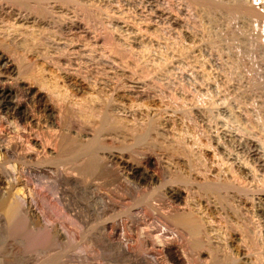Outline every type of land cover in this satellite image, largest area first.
<instances>
[{"label":"rangeland","instance_id":"obj_1","mask_svg":"<svg viewBox=\"0 0 264 264\" xmlns=\"http://www.w3.org/2000/svg\"><path fill=\"white\" fill-rule=\"evenodd\" d=\"M0 53V87L12 91L0 107V202L17 195L24 214L0 210V264H264V0H0ZM96 119L113 121L97 134L112 156L99 174L40 152L82 143ZM211 178L230 188L201 193ZM174 183L200 208L204 239L197 249L156 239L151 250L142 235L157 225L153 211L137 220L128 209L137 193ZM166 201L153 208L171 210ZM116 214L136 261L100 229ZM166 241L174 251L159 252Z\"/></svg>","mask_w":264,"mask_h":264},{"label":"bare ground","instance_id":"obj_2","mask_svg":"<svg viewBox=\"0 0 264 264\" xmlns=\"http://www.w3.org/2000/svg\"><path fill=\"white\" fill-rule=\"evenodd\" d=\"M18 3V2H17ZM252 11V10H251ZM250 11V12H251ZM250 12L249 11H247L246 10V13H249L250 14ZM252 13V12H251ZM253 15V14H252ZM256 17V16H255ZM17 61V60H16ZM7 63H8V59L6 58V56H4V55H2L1 53H0V68H4V67H6V65H7ZM18 66V65H17ZM35 74V73H34ZM38 76V75H37ZM33 79V78H32ZM37 80V79H36ZM35 80V81H36ZM34 83V82H33ZM52 83H54V82H52ZM2 85V84H1ZM36 85H37V83H36ZM39 86H40V83H39ZM56 86V85H55ZM46 87V86H45ZM41 88V87H40ZM42 89V88H41ZM43 89H44V87H43ZM39 90V89H38ZM45 91V90H44ZM52 91H54V90H52ZM46 92H47V90H46ZM45 93V92H44ZM57 93V92H56ZM56 93H54V94H56ZM11 94H12V91L9 89V88H7V87H0V101H2V106H0L1 108H6V104H7V101H8V99L10 98V96H11ZM50 94V93H49ZM46 96H47V93L45 94ZM57 95H59V94H57ZM60 96V95H59ZM48 97H49V95H48ZM54 97V96H53ZM51 97H49V99H50ZM62 98V97H61ZM60 98V99H61ZM47 100H48V98H46ZM59 99V98H58ZM57 99V100H58ZM93 99V98H92ZM6 100V102H4ZM63 100V99H62ZM87 100H89V99H87ZM95 100V99H94ZM50 101H51V99H50ZM64 101V100H63ZM83 101V100H82ZM85 101V100H84ZM83 101V102H84ZM4 102V103H3ZM55 102H56V100H55ZM58 102V101H57ZM56 102V103H57ZM60 102V101H59ZM78 102H80V101H78ZM89 102V101H88ZM9 103V102H8ZM69 103H71V102H69ZM95 103V102H94ZM49 104V103H48ZM60 104V103H59ZM81 104V103H80ZM87 104V103H86ZM51 105H53L52 103H51ZM84 105V104H83ZM12 106V105H11ZM50 106V105H49ZM73 107H74V103H73V105H72ZM87 107V106H86ZM8 108V107H7ZM93 108V107H92ZM51 109H55V108H51ZM74 109V108H73ZM77 109V108H76ZM90 109V108H89ZM10 110L12 111L11 112V114H13L14 116H15V118L17 117V119H26V118H28V117H26V114H25V112L26 111H23L22 110V107L20 108V107H18V106H16L15 104H14V106L13 107H11L10 108ZM70 110V109H69ZM80 110V109H79ZM49 111H50V115H49V117H51V116H53V113H55L56 112V110H54V112L53 111H51L50 110V107H49ZM77 111H78V109H77ZM89 112H90V110H89ZM96 112V111H95ZM82 113H83V111H82ZM58 114V113H57ZM92 115V114H91ZM101 115V114H100ZM67 116V115H66ZM75 116V115H74ZM102 116V115H101ZM100 116V117H101ZM83 117H84V115H83ZM100 117H98V120H99V118ZM105 117V116H104ZM102 119H103V117H102ZM109 118H107L105 121H107ZM76 120V119H75ZM97 119H96V121H98ZM113 120V119H112ZM115 120V119H114ZM13 121H14V118H13ZM84 121V120H83ZM86 121V120H85ZM84 121V122H85ZM100 121H102L101 120V118H100ZM104 121V122H105ZM109 122V121H108ZM106 123L105 125L108 127V124L110 123ZM115 122V121H114ZM14 123V122H13ZM19 123V122H18ZM23 123V122H22ZM102 124H103V122L101 123V122H99L98 121V124H97V126L95 125V129H93L92 131V134L90 135L89 134V138L86 140H82L83 142L82 143H79V142H75L73 139V141L75 142V144H74V142L72 143V140L70 139V141H69V139L68 140H65V139H63V140H59V142L58 143H56L55 145H53L52 146V148H49V147H47L45 144H43V146H40V147H42V149H40V152H41V150H42V152L43 153H45L44 155H45V157H51L52 159L54 158V155L55 154H58V153H65V155H63V157H65V156H67L66 158H67V160H68V162L75 168V170L78 172V173H80V174H82V175H91V174H93L94 175V173H98L99 171H102L103 170V168L105 167V163H108V162H110V158L112 157L111 156V154L109 155V153H106L105 151H102V147H104L103 146V144L98 140V135H99V133H100V131L102 130H105L104 132H106V131H108L109 130V127L107 128V127H105V128H103V126H102ZM111 125H113V121H112V123H110ZM27 125V124H26ZM118 126V125H117ZM56 127V126H55ZM108 130H107V129ZM132 128V127H131ZM135 128V127H134ZM112 129V128H111ZM124 129V128H123ZM113 130V129H112ZM111 130V131H112ZM91 131V130H90ZM110 130L108 131V132H111ZM132 131H134V130H132ZM99 132V133H98ZM113 132V131H112ZM125 132V131H124ZM98 134V135H97ZM105 134V133H104ZM42 135V134H41ZM50 135V134H49ZM114 135V134H113ZM155 135V134H154ZM31 138V137H30ZM35 138V137H34ZM122 138H123V136H122ZM177 138V137H176ZM37 141L38 140H34V139H32V143L33 144H35V143H37ZM77 141V140H76ZM79 141V140H78ZM131 141H133L134 143L135 142H137V137H135V138H133V140H131ZM176 141V140H175ZM46 142V141H45ZM81 142V141H80ZM25 143V142H24ZM28 143V142H27ZM38 144H40V143H38ZM73 144V145H72ZM181 144V143H180ZM27 145V144H26ZM30 145H32V144H30ZM134 145V144H133ZM178 145V144H177ZM14 146V145H13ZM28 146V145H27ZM35 146V145H34ZM3 147V146H2ZM25 147V146H24ZM37 147V146H36ZM133 147H135V146H133ZM176 147V146H175ZM181 147V146H180ZM185 147V146H184ZM26 148V147H25ZM35 148V147H34ZM33 148V149H34ZM132 148V147H131ZM189 148V147H188ZM26 149H28V148H26ZM39 149V148H38ZM46 149V150H45ZM173 149V148H172ZM179 149V148H178ZM194 149V148H193ZM25 150V149H24ZM30 150L32 151V147H30ZM29 150V151H30ZM131 150H134V148L133 149H131ZM5 151H6V147H5ZM26 151H28V150H26ZM129 151V150H128ZM127 151V152H128ZM138 151V150H137ZM8 152V151H7ZM24 152V151H23ZM104 152V153H103ZM4 153V152H3ZM6 153V152H5ZM27 153H29V152H27ZM26 153V154H27ZM31 154V153H30ZM32 155V154H31ZM62 155V154H61ZM197 155V154H196ZM57 156V155H56ZM115 156V155H114ZM31 157V156H30ZM58 157H59V155H58ZM63 157H62V159H63ZM149 157V156H148ZM50 158V159H51ZM143 158V157H142ZM32 159V158H31ZM55 159H56V157H55ZM54 159V160H55ZM193 159V158H192ZM201 159V158H200ZM60 160H61V158H60ZM59 160V161H60ZM65 161H67L66 159H64ZM142 160V159H141ZM188 160V159H187ZM56 161H58V160H56ZM62 161V160H61ZM60 161V162H61ZM144 161V160H143ZM204 161V160H203ZM117 162L118 163H120V166L121 167H123V168H126L127 170H128V172H129V174L131 175L130 177H138V178H141L142 179V181L145 179L146 181H144V182H147L148 183V185L149 184H152V183H156V182H158L157 181V179H160V178H155V177H153V176H151V175H147V174H144L143 175V173L141 174V173H139L140 171H136V169L132 166H129V163L127 164V162L123 159V158H118L117 159ZM190 162V161H189ZM188 162V163H189ZM148 163L150 164V165H152L153 166V164H155V163H153L152 162V160H148ZM203 163V162H202ZM214 164V163H213ZM212 164V165H213ZM203 165H204V163H203ZM202 164H201V166H203ZM206 165V164H205ZM217 165H220V163H218ZM242 165V164H241ZM229 165H227V167H228ZM238 166V165H237ZM119 167V166H118ZM155 167V166H154ZM158 167V166H157ZM206 167V166H205ZM209 167V166H208ZM213 167H216V165L214 164V166ZM240 168H241V166H239ZM195 168V167H194ZM219 168H221L220 166H219ZM226 168V167H225ZM200 169V168H199ZM204 169H206V168H204ZM227 169V168H226ZM189 171H190V169H188ZM198 170V169H197ZM210 170V169H209ZM215 170H217V168L215 169ZM221 170H223L222 168H221ZM205 171V170H204ZM203 171V172H204ZM225 171V170H224ZM227 171V170H226ZM232 171V170H231ZM128 172H126L127 174H128ZM209 172V171H208ZM214 172V174H215V171H213ZM218 174H219V171H216ZM222 172V171H221ZM229 172V171H228ZM228 172H225V173H228ZM233 172V171H232ZM231 172V173H232ZM124 173H125V171H124ZM216 173V174H217ZM224 173V172H223ZM223 173H221V175L223 174ZM99 174V173H98ZM128 174V175H129ZM149 174V173H148ZM205 174V173H204ZM217 174V175H218ZM97 175V174H96ZM206 175V174H205ZM220 175V174H219ZM220 175V176H221ZM225 175V174H224ZM228 175V174H227ZM232 175H234L233 173H232ZM92 176V175H91ZM209 176V175H208ZM234 176H236V175H234ZM158 177V176H157ZM205 177V176H204ZM210 177H212V176H210ZM215 177H216V175H215ZM230 177V176H229ZM169 178H171V177H169ZM174 178V177H173ZM172 178V179H173ZM183 178H185V177H183ZM222 178V177H221ZM225 178V177H224ZM227 176H226V179H224L225 181L227 180ZM233 178V176L231 177V179ZM235 178V177H234ZM179 179V181H180V178H178ZM204 179V178H203ZM211 179H213V178H211ZM229 179V178H228ZM230 179V180H231ZM175 180H176V182H178L177 181V179H176V176H175ZM184 180V179H183ZM218 180H219V176H218ZM229 180V181H230ZM234 180V179H233ZM162 181H163V179H162ZM161 181V182H162ZM172 181V180H171ZM170 181V182H171ZM174 181V180H173ZM208 182L207 183H204V184H201V183H199L200 185H201V188H202V186H203V192H202V190H200L201 191V193H204L205 195L206 194H210V196L211 195H213L214 197L217 195V192L220 190V192L221 191H223V192H225V190H227V186H229L228 185V183L227 184H225L224 183V181H223V183H222V181L220 180V182H218L217 180H215L214 181V179L213 180H207ZM217 181V182H216ZM228 181V180H227ZM235 181V180H234ZM182 182V181H181ZM184 182V181H183ZM188 182V181H187ZM186 182V183H187ZM250 182V181H249ZM146 183V184H147ZM159 183V182H158ZM158 183H156L157 185H159ZM163 183H164V181H163ZM172 183V182H171ZM235 183H237V182H235ZM142 184V183H141ZM145 184V183H144ZM162 184V183H161ZM170 184V183H169ZM189 184H191V183H189ZM192 184H194V183H192ZM199 184H196L195 183V185H199ZM143 185V184H142ZM152 186V187H150V189L149 190H146V191H148V192H142V193H140V194H138L137 192V194L134 196L135 197V199H134V201L133 202H131L132 204L130 205L131 206V208H129L128 210L130 211V209H133L135 212H134V214L132 215H130V213L131 212H128V216H130L131 218H134L135 216L136 217H138L137 218V220H142L144 217H145V213H146V211H149V213L150 212H152L153 211V215H154V220H155V222L157 223V225H155V223H154V225H152L151 226V228H150V230L148 231H143L144 233H143V235L142 236H144L143 238H144V240L147 238V237H150L151 235H152V240L150 241L148 238V240L146 239L145 240V242H146V245H148L150 248H151V250L153 249V244L155 245V247H156V242L154 243V242H152L153 240H156L157 239V241L158 242H160V241H165L166 239H168L167 241H169L170 239L171 240H173L174 238L177 240H182L183 241V243H184V245H185V247L187 246L188 248H198V244L202 241V238L204 237V234L205 233H203L202 232V230L200 229L202 226L204 227V221L202 220V217H201V215L199 214L201 211H198L199 209L197 208V206L198 205H196L195 204V202L193 203L192 202V200H191V202L189 201V199H187V197H188V195L186 194V193H188L187 192V189H186V187H184V186H180V185H175V183L174 184H172V185H168L167 187L165 186V188H164V190H159V189H161V187H163L162 185H161V187L160 186ZM164 185H166V184H164ZM183 185V184H182ZM199 185V186H200ZM231 185V187H232V184H230ZM236 185V184H235ZM188 186V185H187ZM190 186H192V185H190ZM194 186V185H193ZM237 186V185H236ZM195 187V186H194ZM197 187V186H196ZM145 188H147L146 186H145ZM149 188V187H148ZM199 188V187H198ZM229 188H230V186H229ZM197 189V188H196ZM232 189V188H231ZM234 189V188H233ZM193 190V189H192ZM143 191H144V189H143ZM199 191V192H200ZM231 191V190H230ZM236 191V190H235ZM191 192V191H190ZM198 192V191H197ZM193 193V192H192ZM219 193V192H218ZM228 193V192H227ZM225 194V193H224ZM231 194V193H230ZM192 195V194H191ZM165 198L167 201H166V203L167 202H169L170 203V205H171V210H169V209H167V210H169V211H159V209L161 208H159V207H157V206H155V207H157L156 209H154L153 208V205H152V201H157V203H155L154 205H157L158 204V201L161 199V198ZM190 197V196H189ZM207 197V196H206ZM191 199V198H190ZM218 199V198H217ZM220 199V198H219ZM222 199H223V197H222ZM226 199V198H225ZM228 199V198H227ZM234 199V198H233ZM162 201H164V200H162ZM22 199L21 198H19L17 195H15L14 196V198H12V199H10L9 201L8 200H6V201H2V202H0V210H1V213H2V215H3V217H5V218H7V219H10L11 217H13V216H18L17 218H20V219H23L24 220V214H23V210H22ZM161 202V201H160ZM168 203V204H169ZM164 204V203H163ZM167 204V205H168ZM159 206V205H158ZM162 206V205H161ZM165 206V205H164ZM169 206V205H168ZM167 206V207H168ZM166 207V208H167ZM126 208V207H125ZM128 208V207H127ZM159 208V209H158ZM233 209V208H232ZM166 210V209H165ZM235 210V209H234ZM127 211V210H126ZM126 211H124V212H126ZM127 213V212H126ZM125 214V213H124ZM123 214V215H124ZM151 214V213H150ZM117 215V214H116ZM121 215V214H120ZM101 216H102V214H101ZM134 216V217H133ZM126 217V216H125ZM152 217V216H151ZM102 219V222H101V227H100V229L102 230V229H105V231H106V234H105V236H106V240H107V242L112 246V247H114L116 250H118L119 251V253L121 252L122 254H124L126 257H128V258H131V259H134L135 257L134 256H132V252H130L129 251V249H128V239H127V237H126V234H125V232H124V229H123V226H122V224H121V221H120V216L119 215H117L115 218H114V223L112 222V221H108V220H105L103 217H101ZM153 218V217H152ZM151 218V219H152ZM205 218V217H204ZM209 219V218H208ZM45 220V219H44ZM153 220V221H154ZM206 220V219H205ZM7 221V220H6ZM209 221V220H208ZM15 222V221H14ZM152 222V221H151ZM35 224V223H34ZM153 224V223H152ZM100 225V224H99ZM142 225V224H141ZM151 225V224H150ZM207 226H205V228H206ZM209 228V227H208ZM205 230V229H204ZM203 230V231H204ZM45 231V230H44ZM48 231V229L46 228V232ZM94 231V230H93ZM103 231V230H102ZM49 232V231H48ZM47 232V233H48ZM52 232V231H51ZM114 233H115V236H114V238L113 237H111L112 235H114ZM68 234H69V236L71 237V233H69V231H68ZM49 235H51V233L49 234ZM54 234H52V236H53ZM137 236V235H136ZM211 236V235H210ZM129 237V236H128ZM169 237V238H168ZM47 238V237H46ZM136 238V237H135ZM142 238V237H141ZM204 239V238H203ZM143 240V239H142ZM175 240V241H176ZM132 241H134V240H131V242ZM167 241H166V243H164V245H161V246H158V251H159V249H162L163 251H174V247H172L171 245H169V244H167ZM175 241H173V242H175ZM182 241H181V243H182ZM209 241V240H208ZM131 242H129L130 244H131ZM144 242V243H145ZM171 242V241H170ZM180 242V241H179ZM207 242V241H206ZM153 243V244H152ZM160 244V243H159ZM173 245V244H172ZM176 245V244H175ZM174 245V246H175ZM202 245V244H201ZM212 246V245H211ZM110 247V246H109ZM154 247V248H155ZM183 247V246H182ZM148 248V247H147ZM188 248H186V249H188ZM196 248V249H197ZM205 248V247H204ZM203 248V249H204ZM142 249V248H141ZM157 249V248H156ZM216 249V248H215ZM114 250V249H113ZM116 250H114V251H116ZM176 251V250H175ZM188 251H189V249H188ZM191 251V250H190ZM194 251V250H193ZM192 251V252H193ZM117 252V251H116ZM153 252H154V250H153ZM159 252H161V251H159ZM183 252V251H182ZM195 252H196V250H195ZM191 253V252H190ZM194 253V252H193ZM197 253V252H196ZM209 253V252H208ZM175 254V253H174ZM214 254V253H213ZM224 254V253H223ZM178 255V254H177ZM182 255V254H181ZM195 255V254H194ZM175 256V255H174ZM192 256H193V254H192ZM52 257H55L54 255L52 256ZM51 257V259H55V258H52ZM183 257V256H182ZM263 257V256H262ZM194 258H196V257H194ZM193 258V259H194ZM48 259H49V257H48ZM137 259L135 258V260L134 261H136ZM174 260H175V262H176V264H184L185 263V259L183 260V258L181 259L179 256H175V258H174ZM173 260V261H174ZM209 260V259H208ZM225 260V259H224ZM48 261V260H47ZM51 261V260H50ZM49 261V262H50ZM194 261H195V259H194ZM48 262V263H49ZM52 262V261H51ZM140 262V261H139ZM203 262H205V261H203ZM210 262V261H209ZM42 263V262H41ZM40 263V264H41ZM44 263H45V260H44ZM47 263V264H48ZM132 263V262H131ZM136 263V262H135ZM143 263V262H142ZM174 263V262H173ZM189 263V262H188ZM201 263V262H200ZM50 264V263H49ZM175 264V263H174ZM187 264V263H186ZM193 264V263H192ZM195 264V263H194ZM198 264V263H197ZM205 264V263H204ZM208 264V263H207ZM209 264H217L215 261H211Z\"/></svg>","mask_w":264,"mask_h":264}]
</instances>
